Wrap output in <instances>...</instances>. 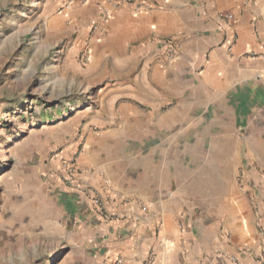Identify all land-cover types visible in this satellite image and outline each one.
Instances as JSON below:
<instances>
[{"label":"crops","instance_id":"crops-1","mask_svg":"<svg viewBox=\"0 0 264 264\" xmlns=\"http://www.w3.org/2000/svg\"><path fill=\"white\" fill-rule=\"evenodd\" d=\"M48 2L66 3L72 15L65 18L100 23L111 37L130 33L157 41L142 54L143 78L123 90L130 100L121 117L129 131L137 126L138 149L133 139L116 138L117 129L109 140L113 149L101 148L106 141L100 135L81 156L77 204L98 216L85 225L102 241L105 264H258L255 254L264 242V174L255 169L264 168V0ZM223 12L233 19H220ZM174 48L176 57L169 52ZM158 87L191 90L163 109L167 97ZM134 99L148 110L137 109ZM226 168H246V175L228 178ZM93 191L107 216L91 205ZM63 197L71 201L67 192Z\"/></svg>","mask_w":264,"mask_h":264},{"label":"rangeland","instance_id":"rangeland-1","mask_svg":"<svg viewBox=\"0 0 264 264\" xmlns=\"http://www.w3.org/2000/svg\"><path fill=\"white\" fill-rule=\"evenodd\" d=\"M66 14V3L0 0V264H105L102 241L85 225L98 216L77 204L81 156L100 135L101 148L113 149L117 129L116 138L129 137L138 149L137 126L129 131L121 117L130 100L123 90L143 78L142 54L157 41L111 37L104 25ZM190 90L158 87L163 109ZM246 170L226 168V176L240 179ZM255 259L264 264V242Z\"/></svg>","mask_w":264,"mask_h":264},{"label":"built area","instance_id":"built-area-1","mask_svg":"<svg viewBox=\"0 0 264 264\" xmlns=\"http://www.w3.org/2000/svg\"><path fill=\"white\" fill-rule=\"evenodd\" d=\"M219 18L220 19H231L232 18V14L223 12V13H221L219 15ZM88 198H89V201H90L91 205L96 209V211L99 214L107 216V213L105 211V208H104L102 200L100 199V197L98 195L95 194L94 191L90 192V195H89Z\"/></svg>","mask_w":264,"mask_h":264}]
</instances>
